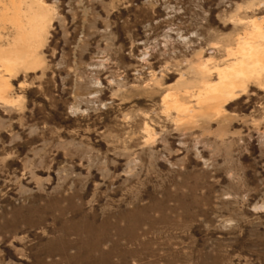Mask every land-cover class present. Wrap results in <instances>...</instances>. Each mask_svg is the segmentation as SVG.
Instances as JSON below:
<instances>
[{
    "label": "rangeland",
    "instance_id": "374dc122",
    "mask_svg": "<svg viewBox=\"0 0 264 264\" xmlns=\"http://www.w3.org/2000/svg\"><path fill=\"white\" fill-rule=\"evenodd\" d=\"M44 1L41 64L0 65V264H264V83L184 93L264 0Z\"/></svg>",
    "mask_w": 264,
    "mask_h": 264
},
{
    "label": "bare ground",
    "instance_id": "6f19581e",
    "mask_svg": "<svg viewBox=\"0 0 264 264\" xmlns=\"http://www.w3.org/2000/svg\"><path fill=\"white\" fill-rule=\"evenodd\" d=\"M51 10L50 4L44 0H0V21H7L13 29L9 42L4 47L0 46V65L6 71L11 73L20 68L32 69L41 64L37 49L47 35ZM230 55L231 60L224 61L223 66L214 65L215 80L211 78V66L207 67L205 61L202 62L196 68L195 78L184 82V93L189 92L190 82H197L201 87L197 88L200 98L214 100V103L218 99L224 102L237 97L248 83H264V28L261 25L252 22L251 28L238 40L236 49ZM2 81L0 76V93L3 94L7 83L3 85ZM6 100L9 101L8 98ZM173 105L177 110L181 108L186 112L194 111L188 101L180 103L178 98H174Z\"/></svg>",
    "mask_w": 264,
    "mask_h": 264
}]
</instances>
